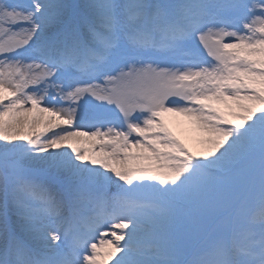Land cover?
I'll return each mask as SVG.
<instances>
[{"label": "snow or ice", "instance_id": "1", "mask_svg": "<svg viewBox=\"0 0 264 264\" xmlns=\"http://www.w3.org/2000/svg\"><path fill=\"white\" fill-rule=\"evenodd\" d=\"M0 264H264V0H0Z\"/></svg>", "mask_w": 264, "mask_h": 264}, {"label": "bare ground", "instance_id": "2", "mask_svg": "<svg viewBox=\"0 0 264 264\" xmlns=\"http://www.w3.org/2000/svg\"><path fill=\"white\" fill-rule=\"evenodd\" d=\"M166 121L170 124V126L173 128V131H175L181 138H187L188 131L191 130V122L181 116H175V115H168ZM193 135H195L193 133Z\"/></svg>", "mask_w": 264, "mask_h": 264}, {"label": "rangeland", "instance_id": "3", "mask_svg": "<svg viewBox=\"0 0 264 264\" xmlns=\"http://www.w3.org/2000/svg\"><path fill=\"white\" fill-rule=\"evenodd\" d=\"M181 137V136H180ZM183 139V138H182ZM184 139H186V138H184ZM83 147H87V145H82Z\"/></svg>", "mask_w": 264, "mask_h": 264}]
</instances>
